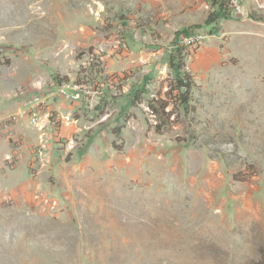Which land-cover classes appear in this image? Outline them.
<instances>
[{
    "label": "rangeland",
    "instance_id": "rangeland-1",
    "mask_svg": "<svg viewBox=\"0 0 264 264\" xmlns=\"http://www.w3.org/2000/svg\"><path fill=\"white\" fill-rule=\"evenodd\" d=\"M257 1L0 0V264H264Z\"/></svg>",
    "mask_w": 264,
    "mask_h": 264
},
{
    "label": "built area",
    "instance_id": "built-area-1",
    "mask_svg": "<svg viewBox=\"0 0 264 264\" xmlns=\"http://www.w3.org/2000/svg\"><path fill=\"white\" fill-rule=\"evenodd\" d=\"M224 4V6L233 14L237 16H243L244 13L246 12V9L244 5L248 0H221ZM257 1V0H252ZM259 5V1H257ZM208 7V6H207ZM209 8V7H208ZM206 37L202 36L199 33L194 34L190 38H187L186 40L191 43V44H197L205 40ZM2 50L0 49V55H1ZM62 96L64 97L65 92L62 90ZM36 108L30 111V123H32L35 127L38 128L39 132H41L39 138H40V144L35 146L34 150L30 152V155H33L32 162L34 161L38 163V166L42 165L43 161V141L45 139V121H44V116L41 108L40 103H36ZM61 120L64 122L69 121V117H64L63 119L61 117ZM57 122H60L59 118L56 119ZM18 123V113L17 114H10L5 116V114H0V128L5 135V137L8 139L10 145H13V151L6 155L4 157V165L8 168H13L18 164V135L15 132V127L16 124ZM51 122L46 121V126L47 124L49 125ZM55 124V123H53ZM48 128V126H47ZM22 142V141H21ZM41 163H40V162Z\"/></svg>",
    "mask_w": 264,
    "mask_h": 264
},
{
    "label": "trees",
    "instance_id": "trees-1",
    "mask_svg": "<svg viewBox=\"0 0 264 264\" xmlns=\"http://www.w3.org/2000/svg\"><path fill=\"white\" fill-rule=\"evenodd\" d=\"M208 3L211 4V6L213 8H217L219 15H221V17L226 16V12H230L223 4V2L221 0H207ZM217 13V14H218ZM223 15V16H222ZM210 24V23H208ZM178 86H176V89L184 90L179 96H178V100L180 102V105L184 107V110H187L188 108V98L190 96V87H191V79L190 77L185 73H183L182 77L179 79L178 78V82H177ZM168 104L166 102H162L161 106L163 108V110L165 109V107Z\"/></svg>",
    "mask_w": 264,
    "mask_h": 264
},
{
    "label": "crops",
    "instance_id": "crops-1",
    "mask_svg": "<svg viewBox=\"0 0 264 264\" xmlns=\"http://www.w3.org/2000/svg\"><path fill=\"white\" fill-rule=\"evenodd\" d=\"M14 130H15L16 134L18 135V127L15 128ZM11 148H12V146L10 145L8 139L0 131V154H3V158L5 157V155H8V154H10L12 152ZM0 171H2V170H0Z\"/></svg>",
    "mask_w": 264,
    "mask_h": 264
}]
</instances>
